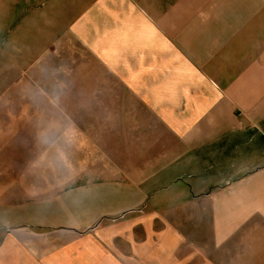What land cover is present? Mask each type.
<instances>
[{"label": "crops", "instance_id": "crops-1", "mask_svg": "<svg viewBox=\"0 0 264 264\" xmlns=\"http://www.w3.org/2000/svg\"><path fill=\"white\" fill-rule=\"evenodd\" d=\"M0 18L68 78L67 116L25 118L69 121L53 140L69 176L24 204L66 192L86 213L120 189L145 206L4 238L0 264H264V0H0Z\"/></svg>", "mask_w": 264, "mask_h": 264}, {"label": "rangeland", "instance_id": "rangeland-1", "mask_svg": "<svg viewBox=\"0 0 264 264\" xmlns=\"http://www.w3.org/2000/svg\"><path fill=\"white\" fill-rule=\"evenodd\" d=\"M13 25L0 36V247L4 238L13 240L9 244L13 247H18L21 238L26 237L35 244L37 226L82 227L72 219L78 207L68 208L66 192L55 199L51 198L54 200L52 205L50 198L49 205L46 202L24 204L27 194L33 199L44 191L65 185L69 176L67 171H62L63 162L66 164V151H61L63 145L54 146L53 141L60 130L69 131L70 126H64L69 121L57 119L41 123L25 118L51 112L49 106L53 101L59 104V110H55L67 116L68 78L47 76L46 67L39 69L37 63L23 59L19 51L20 44H14L18 40H10L7 45L8 40H4V36H13L18 23ZM31 49L35 50V47ZM49 62L43 61L39 66H46ZM76 97V101L84 104L85 101L81 99L83 94H76ZM20 117L24 118L11 119ZM77 128L82 131L85 126L78 124ZM54 150L60 156L54 155ZM114 152L115 149L109 150L111 154ZM105 190L98 197L101 199L95 198L99 201L87 206L89 211H79L85 219L82 225H92L94 222L91 218L101 214L102 217H116L131 208L137 209L130 212L145 211L144 205L130 202L120 189ZM14 255L10 249H0L1 262L13 259Z\"/></svg>", "mask_w": 264, "mask_h": 264}]
</instances>
